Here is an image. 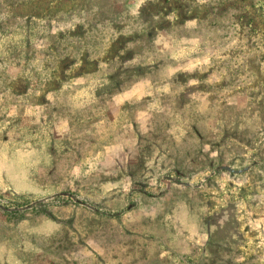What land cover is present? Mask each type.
Wrapping results in <instances>:
<instances>
[{
    "label": "rangeland",
    "instance_id": "rangeland-1",
    "mask_svg": "<svg viewBox=\"0 0 264 264\" xmlns=\"http://www.w3.org/2000/svg\"><path fill=\"white\" fill-rule=\"evenodd\" d=\"M0 264H264V0H0Z\"/></svg>",
    "mask_w": 264,
    "mask_h": 264
},
{
    "label": "crops",
    "instance_id": "crops-1",
    "mask_svg": "<svg viewBox=\"0 0 264 264\" xmlns=\"http://www.w3.org/2000/svg\"><path fill=\"white\" fill-rule=\"evenodd\" d=\"M124 95H121L119 97H117V105L118 107L121 104H124L126 102H130L133 100L136 101V99L138 100L139 97H137L134 93L131 94L128 98H126L128 95H125V97H123ZM118 99H121L118 101ZM116 100V99H115ZM36 115H31V119L33 120H37V124L40 125L39 126V131L43 132L44 134V140L46 142H49L50 139H52L53 137H55L57 134H59V136H63L66 137L67 135L70 136V138L74 137L75 131L72 128L70 122L63 120L61 117H56L55 115H49L47 116L46 114H44V112L46 111V107H37L36 109ZM148 115V114H147ZM152 118L154 119V115L152 114ZM142 121H141V113H139L137 116L134 117L133 120V125L138 127L139 129H142V125H141ZM90 128L91 130L87 133L93 135V137L95 136V139H97V142H101L103 140V136L106 134V129H104V127H98V125L91 123L90 124ZM133 126V127H134ZM133 127L132 125H130V133L131 135H129L125 141H128L127 144L125 145H118L116 147H122V151L119 152H112V147L111 145L109 146H104L103 149H105L104 152L99 153L97 156H95L92 160L90 159L91 157H89V160H87L88 162L86 163V172L87 173H94L92 174L93 176H98V174H101V176H105L108 173L111 172H120V171H126L131 167V157H129V153L131 154L130 150H134L136 149V138L133 136ZM178 132V131H175ZM40 140L43 139L42 136H39ZM175 138L178 140L179 138L177 137V135H175ZM180 138H184L183 135L180 136ZM67 141L64 140V143L66 145H69L71 147V144L66 143ZM71 142V141H69ZM117 149V148H116ZM58 153V152H57ZM53 154H56V152H53ZM102 154V156H100ZM60 155V154H58ZM106 159L107 161V166H102V161L103 159ZM91 167L90 169L88 168Z\"/></svg>",
    "mask_w": 264,
    "mask_h": 264
}]
</instances>
